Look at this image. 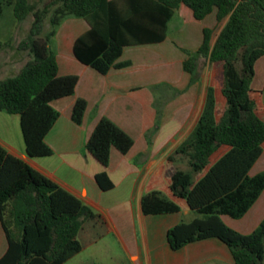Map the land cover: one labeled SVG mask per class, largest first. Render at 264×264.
Wrapping results in <instances>:
<instances>
[{"label": "trees", "instance_id": "trees-1", "mask_svg": "<svg viewBox=\"0 0 264 264\" xmlns=\"http://www.w3.org/2000/svg\"><path fill=\"white\" fill-rule=\"evenodd\" d=\"M5 5L12 6L18 21L33 16L20 43L30 58L16 75L0 80V110L20 115L30 157L53 153L46 135L60 113L51 103L74 94L79 80L77 74H59L52 48L64 16L74 15L89 24L76 38L74 54L101 74L131 64L118 61L124 47L163 41L176 10L189 9L197 21L214 11L218 22L227 18L214 43L213 28L204 27L200 47L183 49L187 54L183 68L191 74V82L200 57L208 60L205 102L191 132L159 167L156 179L162 188L147 186L141 208L146 215L182 208L197 215L168 230L167 240L174 250L217 237L229 247L236 264H264V219L248 234L222 219V215L244 216L264 190V172L249 174L264 151L263 91L252 86L256 61L264 55V0H49L42 5L0 0V15ZM50 13L51 29L43 36ZM4 46L0 40V49ZM86 107V99H77L74 122H82ZM133 146L134 138L106 116L86 144L104 166L109 165L113 148L126 154ZM178 155L187 158L188 168L171 170ZM95 178L104 191L115 187L107 171ZM0 219L8 241L0 264H64L112 232L103 213L1 144Z\"/></svg>", "mask_w": 264, "mask_h": 264}, {"label": "crops", "instance_id": "crops-1", "mask_svg": "<svg viewBox=\"0 0 264 264\" xmlns=\"http://www.w3.org/2000/svg\"><path fill=\"white\" fill-rule=\"evenodd\" d=\"M187 10H176L187 18L180 24L179 38L171 36L168 29L166 38L161 42L126 46L118 61L130 60L131 64L122 68L113 67L107 74L82 63L74 54L75 40L89 28L88 23L73 18L67 28L56 35L52 43L56 48L59 74H77L79 80L74 94L51 103L60 113L46 135V142L53 150L51 155L28 156L20 115L0 110V144L10 154L25 160L85 204L103 213L111 225V233L117 236L127 252L130 264H236L229 247L217 237L190 242L179 250L171 248L167 232L184 220V216L193 213L189 209L146 215L141 208V197L147 186L162 188L156 175L168 157L167 141L171 139L174 142L179 133L175 129L168 140L159 139L166 124L154 126L156 114L152 86L169 83L176 88H184L188 85L191 74L183 68L187 57L183 49L197 50L203 41V37L202 40L199 37L200 30L203 33V28L208 27L195 25ZM213 13L216 16V11ZM224 20L226 23L227 18ZM25 37L0 49V80L6 78L5 75H16L30 58L28 51L20 46ZM6 40L3 38L1 41L5 43ZM168 41L171 44L165 45ZM149 57L158 62L151 63L152 60L147 59ZM252 86L263 91L264 104V55L256 61ZM189 91L193 93L194 88L190 87ZM79 98L86 99L87 107L82 122L76 123L72 119V109ZM104 116L134 138V146L128 153L112 149L108 166H104L86 147ZM152 127L158 130L149 135L152 141L149 144L147 134ZM180 139L181 136L177 139L179 143ZM102 171H107L114 181L113 189L104 191L99 187L95 176ZM262 172L264 151L249 174L255 176ZM222 219L241 233L253 232L264 219V190L244 216L233 218L222 215ZM7 249L8 241L0 219V258Z\"/></svg>", "mask_w": 264, "mask_h": 264}, {"label": "rangeland", "instance_id": "rangeland-1", "mask_svg": "<svg viewBox=\"0 0 264 264\" xmlns=\"http://www.w3.org/2000/svg\"><path fill=\"white\" fill-rule=\"evenodd\" d=\"M31 1L42 5L44 2L49 0ZM187 11L192 17L191 21L195 23V25H198V27L199 25L204 24L205 26L213 28V43L216 36L222 29L225 20L218 22L215 13H213L209 14L203 21H197L194 19L192 12L190 10ZM50 15L51 13L45 20L43 36L51 29ZM73 18L80 19V21L83 23H87L83 18L76 17L74 15H66L62 18L60 25L57 27L56 35L61 34L62 31L67 28L66 25L69 24ZM184 19H187L185 14L182 15L180 12H176L174 14L168 23V29L171 36L179 38L178 31L180 24ZM32 20V15H29L22 21L16 20L12 6L5 5L3 13L0 15V39H8L4 45L10 44L12 42L16 43L19 38L27 36L32 24ZM56 35L53 37V40ZM199 37L202 40V30H200ZM170 44V41H168L165 45ZM52 48L56 52L54 43H52ZM147 59L152 60L151 63L158 62L153 61V59L150 57ZM139 60L142 61V59ZM5 76L8 77L10 75ZM209 76L210 71L208 60L206 58L200 57L199 67L197 74L194 77V81L191 82V76L190 82L184 88H176L169 83H162L152 86V91L154 93L153 106L156 114V122L154 126H163L166 124V126L163 127L160 132L159 139L168 140L175 129L179 130V133L175 136L176 140H174V142H172L171 139L167 141L166 148L168 155L171 154L179 144V140H177L178 137L181 136L182 139L180 140L182 141L191 132L194 125L196 124L205 102ZM190 87L194 88L193 93H190ZM192 102L194 103L193 106H188ZM157 130L158 129L155 127H152L149 130L147 136L150 140L151 138L149 135ZM172 143H174V145H172ZM175 168H188L187 158L180 155L176 156V160L170 169L173 170ZM196 216V214L191 213L190 215L184 216V221H191ZM64 264H130V261L127 256V252L125 251L121 242L118 240L117 236L111 233L83 251L79 252Z\"/></svg>", "mask_w": 264, "mask_h": 264}]
</instances>
